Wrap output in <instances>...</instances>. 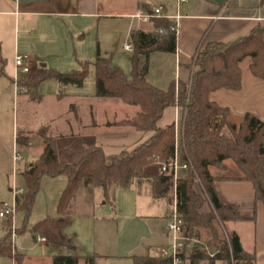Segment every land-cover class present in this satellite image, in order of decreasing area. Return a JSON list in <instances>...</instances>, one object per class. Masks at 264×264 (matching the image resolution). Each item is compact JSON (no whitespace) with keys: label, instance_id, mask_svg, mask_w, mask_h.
<instances>
[{"label":"trees","instance_id":"1","mask_svg":"<svg viewBox=\"0 0 264 264\" xmlns=\"http://www.w3.org/2000/svg\"><path fill=\"white\" fill-rule=\"evenodd\" d=\"M264 1V0H263ZM156 30L169 27L168 19H153ZM133 46L132 70L126 74L113 65L111 57L101 53L100 46L94 61H80V67L69 71L44 69L32 78V83L20 80V86L38 88L46 79L53 78L67 85L83 86L93 69L96 93L100 98H118L123 102L140 107L132 119H124L116 125H129L137 130L151 133V136L132 150L106 154L100 147L88 149L75 163L59 157L56 142L48 134V126L39 130L44 149L39 158L29 163L21 175L26 191L18 198L17 210L23 214L17 234L27 231L41 180L65 177L64 187L57 205V216H47L36 222L30 231L44 237L55 251L49 264H96L99 255L77 253L74 234L67 228L72 224V206L81 187L99 188L106 203L114 205L116 191L130 188L138 182L142 189L148 183L149 194L155 199H166L172 207L174 196L179 217L182 220V235L187 238L181 253L183 264H257L255 253L246 251L236 232L230 233L226 223L241 219L239 207L224 202L215 187L211 166L222 168L224 161L232 159L241 170L237 177L251 181L255 198L264 203V121L247 112L239 126L230 120L231 112L209 97L220 88L240 90L242 87L240 62L252 58L251 72L264 79V28L259 27L248 35L230 42H209L199 49L192 63L190 81H172L164 90L151 84L147 78L149 57L155 52L175 53L177 36L173 32L161 35L157 31L133 29L129 35ZM141 57L144 63L140 66ZM39 101L41 95L37 96ZM177 106L182 111V136L184 148L180 163L187 166L183 176L174 177V170L166 173L147 174L145 167L153 163L167 166L176 158V128L174 125L160 127L159 122L166 108ZM228 131V133L225 132ZM17 141L28 143V137L17 135ZM200 180L211 207V212H201L205 199L195 189ZM175 187V191H174ZM175 192V193H174ZM4 235L0 238V256H8L16 264H22L24 255L16 251L13 241L12 217H4ZM206 238H203V237ZM206 239L211 250L218 252L211 257L206 247L199 243L191 246L190 241ZM134 264H171V259L162 258L159 253L135 256Z\"/></svg>","mask_w":264,"mask_h":264},{"label":"rangeland","instance_id":"2","mask_svg":"<svg viewBox=\"0 0 264 264\" xmlns=\"http://www.w3.org/2000/svg\"><path fill=\"white\" fill-rule=\"evenodd\" d=\"M74 1L76 0L66 1V4H61V6L56 4L53 8H39L38 11L48 9L51 13H37L25 17L21 23H14L6 32L3 31L0 39V61L3 64L2 66L0 62V204H12L14 195L10 189L13 187L22 189V193L18 196L23 197L26 185L21 170L35 161L43 150V138L39 135V130L52 123H54L53 131L54 129L63 130L70 117L76 121V113L72 108L73 103L77 104L83 119L89 117L88 103L91 102H97L94 109L97 113L96 117L106 121L123 118L126 115L135 116L140 110L139 106L127 104L118 98L97 97L93 69L81 87L75 84L64 85L49 78L44 80L38 88H31L29 85H18L16 88L12 80L15 74L16 52L31 56V71L26 78L21 79L27 83H32V78L38 76L44 69L65 72L78 69L80 61H94L98 45L104 56L111 57L113 65L121 66L126 74H130L132 54L130 55V52L125 50V44L130 42V18L118 14L131 11L134 1L144 2L152 8L162 3L170 9H175L177 6L176 0H97L93 8L97 14L92 15L83 13L81 10L84 9L75 5ZM88 8H91L90 3H88ZM38 95L42 96L40 101L36 99ZM230 120H233L231 116ZM241 121L232 122L239 126ZM225 132L228 133L227 130ZM19 134L28 137L27 144L17 141ZM61 143L58 149L62 158L75 162L76 159L66 153L65 146L63 142ZM14 150L22 155V160L14 162ZM226 161L232 168L225 174L233 177L240 176L242 172L236 163L232 159ZM161 166L162 164L158 163L157 173L160 172ZM65 180L63 176L42 178L29 216L27 231L24 234L16 233L14 236L13 241L18 252L26 255V262L29 264H35L34 256L48 253L44 248L48 246L39 245L32 238L30 228L47 216H56ZM194 189L205 199L200 211L211 212L212 209L200 180L195 181ZM92 190L89 192L90 188L86 190L85 187H81L72 206V224L67 228V232L75 233L76 244L81 242L85 247L95 246L94 238L87 230V223L85 225V221L82 220L85 217L84 214L89 212L99 216L115 217L120 234L133 223L135 235L130 237L129 241L136 242L133 247L143 246L148 236L146 224H144L146 222L143 220L144 223L142 221L141 224L129 218L134 214L137 216L147 214L145 198L142 195L140 197L138 182L130 188L116 191L115 206L106 203L101 189L92 188ZM11 220L12 232L14 228L16 232V229L21 226L23 214L17 210L15 221ZM4 221L6 219L0 217V238L5 233ZM226 229L230 231L229 224ZM207 242L206 239L200 241L193 239L190 245L199 243L211 250L212 246ZM0 259L9 262L11 258L0 256Z\"/></svg>","mask_w":264,"mask_h":264},{"label":"crops","instance_id":"3","mask_svg":"<svg viewBox=\"0 0 264 264\" xmlns=\"http://www.w3.org/2000/svg\"><path fill=\"white\" fill-rule=\"evenodd\" d=\"M66 1L71 2V0H0V39L3 31L6 32L14 23H21L25 20V17L37 13H51L48 12V9L38 11L39 8H53L56 4L61 6V4H66ZM96 2L97 0L74 1L75 5H79L84 9L81 10L83 13L92 15L97 14L96 10H93ZM88 3L91 5L90 9L88 8ZM159 5L164 8V17H154L150 21H142L133 17L137 13L153 11ZM155 8L149 7L144 2L134 1L131 11L120 12L118 15L130 18V35L133 29L147 32L157 31L153 19H168L172 21L171 17L180 13V29L177 37L176 52L155 51L149 57V69L146 78L151 84L164 90L169 87L172 81L176 83L179 81L188 83L190 81L192 70L189 65L199 49L205 44L209 42L234 41L248 35L256 28H264L263 0H188L181 5L179 12L177 6L175 9H170L164 3L157 4ZM128 44L131 43L129 42L125 46ZM125 50L127 49L125 48ZM129 52L130 55L133 53ZM143 63L144 57H141L140 66ZM251 63L252 58L250 56L240 62L242 80L240 90L220 88L212 91L209 95L212 101L230 110L233 122L241 121L247 112L257 115L264 121V79L255 76L251 72ZM1 65L3 66L2 62ZM96 104L97 102L88 103L89 117L83 119L80 116L77 104L73 103L72 108L76 113V121L70 117L63 130L54 129L53 131L54 123L48 126V134H51L54 138L61 160L71 161L62 158L58 149L59 145L62 144L61 142L65 146L66 153L76 159L74 160L75 162H78L88 149L100 147L106 154H115L123 150H132L151 136V133L139 131L133 126L115 124L124 119L134 118L140 110L135 116L126 115L123 118L106 121L96 117L97 113L94 110ZM181 123L182 111L177 106L166 108L159 122L160 127L174 125L176 128V159L178 163H180V155L184 148ZM42 143L44 149V142L42 141ZM75 162L71 161L69 163ZM224 164L225 166L222 168L210 167V172L215 179L216 190L224 202L235 204L239 207L242 217L239 220L226 223V226L229 224L230 233L236 232L238 234L246 251L256 254L257 264H264V203L256 200L255 188L251 181L238 179L237 177L239 176L226 175L225 173L232 166L226 160ZM157 171L158 163L145 167L147 174H153ZM186 172L187 168H179L177 175L183 176ZM158 173L161 174L160 172ZM64 182L65 187L67 179ZM142 189H140V197L142 195L145 198L144 204L147 214L140 216L134 214L130 215L129 218L141 224L145 220L146 223L144 221L143 223L146 224L148 236L145 238L143 246L133 247L136 242L129 241V238L135 235L133 223L120 234L115 217L111 215L99 216L87 212L82 220L83 222L85 221V225L87 223V230L93 236L95 246L85 247L80 242L78 245L76 244L77 253L81 255H99L96 258V264H134L133 258L135 256H146L155 254V252L158 254L160 248L166 246L169 242L167 221L171 210L176 205V196H174L171 207L166 199H155L149 194L146 181ZM73 234L75 235V233ZM122 235L123 237H121ZM125 237L128 238L125 239ZM32 238L39 245L48 246L44 247L45 251H48L47 254L42 253L39 256H34L36 258L34 260L35 264L51 263L55 254L52 247L47 241L39 242L38 235L33 234ZM15 248L18 251L17 246ZM22 254L24 255L22 264H29L26 262V255ZM0 260V264H16L13 259H10L9 262ZM79 264H85L84 259H81ZM200 264L209 263L203 260Z\"/></svg>","mask_w":264,"mask_h":264},{"label":"built area","instance_id":"4","mask_svg":"<svg viewBox=\"0 0 264 264\" xmlns=\"http://www.w3.org/2000/svg\"><path fill=\"white\" fill-rule=\"evenodd\" d=\"M188 0H177V9L179 12V9L182 4L187 2ZM163 6L159 5L156 7L153 11H148L145 13H137L133 17L138 18L142 21H150L154 17H164L163 15ZM172 23L169 27H161L157 30V32L161 35H166L169 32L175 33V35L178 37L179 35V29H180V19L181 15L180 13H177V15L171 17ZM125 48L128 51L133 52V46L132 44H128L125 46ZM31 71V56L28 54H20L16 52L15 55V74L13 77V80L15 82V86L19 85V81L22 78H26V75H28ZM22 155L19 154L16 150H14L13 159L14 162L22 160ZM179 168H187L186 165H182L178 163L177 159L173 162H171L168 166L166 164H162V166L159 168L160 173H166L169 169L174 170V177L177 179L178 175V169ZM12 192L14 195V200L12 204L9 203H3L0 204V217L4 218L6 216H11L13 221H15V216L17 213V203L19 194L22 193V189H17L15 187L12 188ZM182 220L179 217L178 211H177V205L173 207L171 210V213L168 217L167 221V232L169 235L170 243L166 246H163L159 250V255L162 258H169L171 259V264H183V259L181 258V253L185 249V241L187 240L186 237L182 235ZM16 235L15 228L13 229V239ZM39 242H46V239L44 237L39 236L38 238ZM208 250V253L211 257H214L217 250H209V247H206Z\"/></svg>","mask_w":264,"mask_h":264},{"label":"water","instance_id":"5","mask_svg":"<svg viewBox=\"0 0 264 264\" xmlns=\"http://www.w3.org/2000/svg\"><path fill=\"white\" fill-rule=\"evenodd\" d=\"M37 142H39V141H37ZM93 190H92V188H90V192H92Z\"/></svg>","mask_w":264,"mask_h":264}]
</instances>
